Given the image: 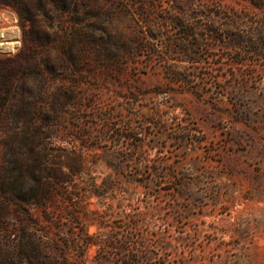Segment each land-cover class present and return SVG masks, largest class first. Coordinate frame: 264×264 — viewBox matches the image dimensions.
<instances>
[{"label": "rangeland", "instance_id": "rangeland-1", "mask_svg": "<svg viewBox=\"0 0 264 264\" xmlns=\"http://www.w3.org/2000/svg\"><path fill=\"white\" fill-rule=\"evenodd\" d=\"M192 4L219 21L215 33L202 32L196 64L207 94H160L163 63L192 66L167 53L182 39L170 18ZM41 12L46 45L0 95V178L27 173V142L13 140L28 127L14 119L24 103L66 112L57 146L86 141L89 170L71 194L57 196L50 221L37 208L0 204V264H30L36 243L57 264H264V9L242 0H75L70 11ZM234 16L243 27L232 25ZM28 27L0 5V62L22 52ZM155 29L164 34L157 40L146 35ZM14 41L13 50L2 45ZM123 47L141 51L128 61ZM129 252L141 254L139 263Z\"/></svg>", "mask_w": 264, "mask_h": 264}, {"label": "trees", "instance_id": "trees-1", "mask_svg": "<svg viewBox=\"0 0 264 264\" xmlns=\"http://www.w3.org/2000/svg\"><path fill=\"white\" fill-rule=\"evenodd\" d=\"M250 2L260 9H264V0H242ZM256 1H260V5ZM75 0H0V5L11 6L14 8L24 25H29L25 30V45L22 52L13 60L0 62V72L6 68H11L6 76L0 75V95L3 92H8L13 87L15 80L20 78V75L27 70L25 65L35 55L38 48L46 45V40L36 26V20L41 11H45L48 6L59 8L64 12L70 11ZM223 7V6H221ZM179 16L172 17L171 22L176 24L177 31L182 35L180 44H172L169 53L180 55L183 60L176 62H188L192 66L180 69L176 63H163V72L168 80L167 88L159 90L158 93L168 95L175 91H192L200 97L207 94L206 88L201 86L200 79L204 80L202 75L204 67H197V63L201 62L200 50L204 46V38L202 32H216L219 23L214 16H207L200 8L192 4L187 10H182ZM211 18V19H209ZM232 25L236 28H241L242 21L239 16H234L231 19ZM27 27V26H26ZM148 36L157 40L161 35H164L160 30H147ZM142 40H146L144 32H141ZM64 42L67 45L69 36L66 33ZM243 43H249L250 40H245L241 36ZM70 48V46H68ZM158 45L144 46L142 51H147L152 57L159 56ZM143 48V47H142ZM122 53L127 56V59L134 57L137 52H131L129 48H122ZM71 51L69 50L70 55ZM116 57V56H115ZM127 63L129 64V62ZM234 65H244V62L236 61ZM193 67V72L189 71ZM134 69H139L137 63L134 64ZM39 74L44 73L41 66L35 67ZM217 80L218 78L215 77ZM163 89V88H161ZM15 96L18 101L24 103V97L20 91L23 86L17 87ZM28 103L18 105V110L14 113V119L17 124H20L24 119L28 127L25 130L16 128L13 140L23 139L27 142L28 151L25 159L27 165V173H16L14 176H6L0 178V204L5 206L15 205L18 211L29 213L32 208L41 210L46 218L50 221L53 215V206L55 205L57 196H68L72 193L70 186L74 185L76 179L84 178L88 175L87 156L85 151L90 148L89 144L81 140L79 147L68 150L57 146V142L61 141L60 131L56 124L63 111H51L43 109L31 110L26 107ZM98 146H93L97 149ZM64 158V160H63ZM90 190L99 193L101 187L98 186L91 177ZM67 199V198H66ZM79 217V216H78ZM30 264H57L53 259L44 255L40 244H33L28 253ZM141 258V254L136 252L127 255L130 261H139L135 258ZM143 257L147 261L152 259V251L149 247H145Z\"/></svg>", "mask_w": 264, "mask_h": 264}, {"label": "bare ground", "instance_id": "bare-ground-1", "mask_svg": "<svg viewBox=\"0 0 264 264\" xmlns=\"http://www.w3.org/2000/svg\"><path fill=\"white\" fill-rule=\"evenodd\" d=\"M12 24V23H11ZM10 30H12L13 32H14V34L16 35V34H18V31H17V28L16 27H13V28H10ZM11 32V31H10ZM10 34V33H9ZM13 35V34H12ZM17 37V36H16ZM4 41V40H3ZM16 41V40H15ZM9 42V43H4L3 45H4V47H5V49H7V50H13L15 47H16V45L18 44V42Z\"/></svg>", "mask_w": 264, "mask_h": 264}, {"label": "built area", "instance_id": "built-area-1", "mask_svg": "<svg viewBox=\"0 0 264 264\" xmlns=\"http://www.w3.org/2000/svg\"><path fill=\"white\" fill-rule=\"evenodd\" d=\"M5 43V42H4ZM4 43H2V45L4 44ZM4 46V45H3Z\"/></svg>", "mask_w": 264, "mask_h": 264}]
</instances>
